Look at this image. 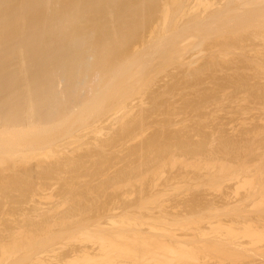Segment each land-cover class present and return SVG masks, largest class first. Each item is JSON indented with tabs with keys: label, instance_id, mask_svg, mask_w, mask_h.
I'll return each instance as SVG.
<instances>
[{
	"label": "rangeland",
	"instance_id": "rangeland-1",
	"mask_svg": "<svg viewBox=\"0 0 264 264\" xmlns=\"http://www.w3.org/2000/svg\"><path fill=\"white\" fill-rule=\"evenodd\" d=\"M118 1L81 25L103 68L79 105L28 131L17 148L35 157L0 166V264H264V239L247 235L264 234V95L251 88L264 93V20L246 0ZM179 241L196 259L166 258Z\"/></svg>",
	"mask_w": 264,
	"mask_h": 264
},
{
	"label": "bare ground",
	"instance_id": "bare-ground-1",
	"mask_svg": "<svg viewBox=\"0 0 264 264\" xmlns=\"http://www.w3.org/2000/svg\"><path fill=\"white\" fill-rule=\"evenodd\" d=\"M63 1L64 0H2V3H1L2 8H1V14H0V166L3 165L6 160H9V159L11 160L12 158H15L16 156L17 157L20 156L22 159L26 161L30 159L31 157H35L33 156L35 155L34 154L35 151L34 152L25 151V150H21L17 148L20 144L23 143V141L27 140L26 136L28 135V131L35 129V127L38 125L52 124L54 122H57L65 113H68L71 110L72 111L70 113H72L74 109H76V107L79 105L80 93L83 94L86 91L84 89L86 87L88 88V86L90 87L91 84L89 83L90 82L92 83V80L89 81V77L93 75L91 79L96 80L100 75L98 68H103V65L102 67L101 65L100 67L98 66V68L95 67L96 65L93 67L92 60L96 61V59L93 58L95 56L94 55L95 50L92 46L93 44L89 45V43L90 44L93 43L91 42V40L93 39H89V38H92L90 37V35L92 34V31L89 28H88L90 30L89 32H87L88 30L85 31L86 25H85V29H83L81 25L84 23L86 17L88 16L91 17L90 16L91 13L98 11L97 12L98 14L100 13V11L103 10V8H106L107 10L108 9L107 6H109V8L111 7L113 8L114 7L113 5L118 0L117 1L116 0L115 1L114 0H90V1L88 0L89 2L87 0H86L87 2L85 1L75 2L74 0L73 1L68 0L67 2L68 4L66 3L67 0L65 1L66 4ZM202 1L200 0V3L202 2V4L204 5L205 1L204 0ZM246 1L247 3L257 8V10H255V13H257V15L260 16V19L262 18L264 20V0H246ZM117 4H121V3H119L118 1ZM261 5H263V7H261ZM115 6L117 5L115 4ZM205 6H207L206 2H205ZM162 9L163 8H161V10ZM108 10L105 11L104 9L103 11L108 12ZM111 10H109V12L113 13V11ZM163 10H164V13H166L165 12L166 6L164 7ZM105 14H106L105 16L107 17L108 14L107 13ZM97 16H94V18L92 17L91 18L95 20V17ZM99 17L100 16H98L97 18ZM101 17L103 16L101 15ZM90 20L87 21L86 19L87 22H90ZM261 25H264V22ZM91 27H93V22H92ZM107 28L109 27H106V29ZM96 29L93 30V33L94 32L96 33ZM262 30L261 31L258 30V32H261L262 35L258 33L257 30H255L256 36L257 34H260L261 36H263L264 31ZM106 36H109V35H106ZM262 39L263 40L260 42L264 43V38L262 37ZM101 40L103 39L101 38ZM111 40H112V37H111ZM103 42L105 43V41ZM108 46L110 47L111 45H108ZM91 47L93 48L92 51H91L92 49ZM96 47L98 46L96 45ZM110 48H108L107 50V47H106V51L109 52V54H111L112 51H114V49L112 50V48L111 49ZM101 49L102 48L99 47V50ZM227 49H231V48H225L222 51L220 50L221 55L224 54L222 56L226 58L229 57L228 56L229 52L230 53L232 52V50L227 51ZM202 51H201V54H202ZM91 52H94V53L92 54ZM107 52H105V55H109ZM103 55L104 54H102V56ZM199 55L200 53L199 54L195 53V56L194 55L192 56H194V59L197 60L204 54L201 56ZM257 56L258 54L256 55V57ZM196 57L198 58L196 59ZM100 58L101 59L103 58L105 60L108 59V57L106 58V56L99 57V59ZM99 59L98 61L100 62L101 59L100 60ZM109 59L105 61L106 62L105 64H108L110 62ZM111 59H114V58L111 57ZM229 59L230 57L227 60L230 61ZM192 60H193V57H192ZM192 60L190 56V59H188V61L184 62L182 60L180 61V59L178 61L180 62V64H186V63L191 64ZM95 61L93 63H95ZM255 61H258V58ZM103 62L104 61L102 60V63ZM254 62L253 64H255ZM256 63H257L256 64L257 66H255V69L258 67V69H260L263 74L264 65H260L261 64L260 62H256ZM180 64H177V65H180ZM105 67L107 68V65L104 66V69ZM260 70H258L259 73L261 72ZM197 71H199V69ZM171 72L173 73V71ZM197 75L201 76L202 74L201 75L197 74ZM198 76L196 78H198ZM59 79H61V81H59ZM243 79L244 80L242 81H245V78ZM238 80L236 81L238 82ZM62 81L67 84L65 85V87L67 86V90H66V94L68 97L67 103H65L66 98L65 100H63L61 91L59 90V88H57L59 82H62ZM238 83H239L238 85L241 86L243 82L240 83L239 81ZM246 84L249 85L248 83H243L244 86L242 85V87H245ZM250 86L251 85L246 86V87H250ZM251 88L253 89V90L251 89L252 92H254L256 96L263 97L264 93H262V89H259L256 86L255 87L252 86ZM141 95H139V97ZM142 97L137 98V99L143 100ZM142 100L140 101L141 104H143ZM200 101L201 100H199L198 102L200 103ZM140 102L138 103L139 105H137V107L140 106ZM129 108H126V109L128 110ZM134 108L135 107L130 108V109L133 111ZM123 109L121 110L124 112L125 110ZM125 112L126 113L128 112V113L126 115L125 113L124 114L122 113V116L124 115L123 117H125L126 119V116L129 114V111H125ZM61 113H62V116H60ZM120 113H121L120 110L118 111V114L111 113L112 115L108 117L109 118L108 121L112 123V125L113 123H116L117 121L119 122L120 119H121V122H123L124 119L121 118L122 116ZM136 120L138 121L139 119H135V121ZM140 120L138 122H140ZM109 122H107V124ZM118 122L116 124L121 123V122L120 123ZM142 122L143 121L141 120L140 123L142 124ZM125 123L126 124L121 125L123 126L122 130L127 129V128L130 129L131 127L130 128L127 127L128 122L126 121ZM130 124L134 125V123L130 122L128 126H130ZM137 125L139 126L140 124H136V128H137ZM128 129L126 131L124 130L123 131L127 133ZM132 130H134V128H132ZM66 131H67V128H66ZM123 131L121 132L123 133ZM128 132L130 133L131 130H129ZM47 136L48 135H45L43 137L49 140V137ZM40 142L41 141H39V143ZM46 142H49V141H46ZM59 147L56 146V148L61 150V147L60 148ZM154 147L155 148L151 150H154L155 154L158 153L157 155H159V153L161 154L167 151L170 146H168V144L165 143L163 145L158 144L157 146H154ZM56 148L54 147L51 149H45L42 153L41 151L39 153V150L38 151L36 150V153L37 152L39 153V154L37 153L39 155L37 157H50L54 155H57V157H60L61 155L58 156L60 151L58 152V149L56 150ZM130 153H132V151ZM130 155L128 153V156ZM147 155L154 156L153 153L152 154L147 153ZM141 158L145 159L146 155L143 154ZM143 162H140L138 164L136 163V165L132 164L130 169L133 171L134 170L136 171L139 166H142ZM69 165L70 163H65L63 160H61V158L55 164L56 167L59 166L58 168L67 167ZM72 165L81 166L80 163L72 164ZM103 165L104 164H101V166ZM254 186L255 185L253 184V187ZM254 191L257 192L255 187H254ZM249 232L247 233V235L250 236L254 241H259V240L264 239V234L262 233H257L254 231L252 232L250 230ZM234 236L237 237L236 234H232L233 239H235ZM111 241L114 244L118 243V241L114 238H112ZM182 246H183V243L179 241L177 242L176 245L167 247L165 249L167 252L166 258L172 262H175L176 260L180 261L179 259H182V258L183 259H190V258L196 259L197 256L194 250H190L187 248L185 249Z\"/></svg>",
	"mask_w": 264,
	"mask_h": 264
}]
</instances>
